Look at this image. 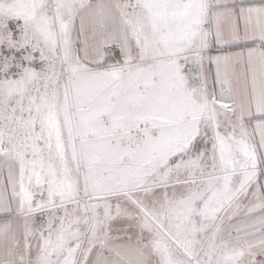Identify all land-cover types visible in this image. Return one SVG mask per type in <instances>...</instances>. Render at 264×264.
<instances>
[{"label": "snow or ice", "instance_id": "snow-or-ice-1", "mask_svg": "<svg viewBox=\"0 0 264 264\" xmlns=\"http://www.w3.org/2000/svg\"><path fill=\"white\" fill-rule=\"evenodd\" d=\"M0 264H264V0H0Z\"/></svg>", "mask_w": 264, "mask_h": 264}]
</instances>
